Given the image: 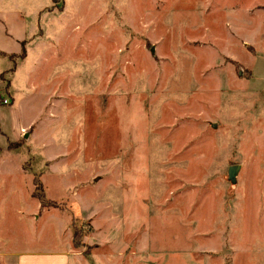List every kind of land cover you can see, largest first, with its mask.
Listing matches in <instances>:
<instances>
[{
  "label": "rangeland",
  "instance_id": "1",
  "mask_svg": "<svg viewBox=\"0 0 264 264\" xmlns=\"http://www.w3.org/2000/svg\"><path fill=\"white\" fill-rule=\"evenodd\" d=\"M0 97V264H264V0H0Z\"/></svg>",
  "mask_w": 264,
  "mask_h": 264
},
{
  "label": "crops",
  "instance_id": "2",
  "mask_svg": "<svg viewBox=\"0 0 264 264\" xmlns=\"http://www.w3.org/2000/svg\"><path fill=\"white\" fill-rule=\"evenodd\" d=\"M1 132H2V131H1ZM69 242H70V241H69ZM1 249H2V245H1V243H0V256L5 255V254L9 255L8 253H4V252H2ZM71 250H72V246H71ZM72 251H73V250H72ZM16 255L21 259V258H28V257L31 256L32 254H31V252H28V251L25 252V250H22V251H20V252H17ZM37 255L40 256L41 258H42L43 256H46V258L43 259V260L41 261L42 263H40V264H51V262H52V261H51V258H54L52 252H49L48 250L42 251V252L38 253ZM13 256H15V255H13ZM50 256H51V257H50Z\"/></svg>",
  "mask_w": 264,
  "mask_h": 264
},
{
  "label": "trees",
  "instance_id": "3",
  "mask_svg": "<svg viewBox=\"0 0 264 264\" xmlns=\"http://www.w3.org/2000/svg\"><path fill=\"white\" fill-rule=\"evenodd\" d=\"M34 181V191H33V193H32V196L35 198V199H37V201H38V203H39V209H44V208H48V206L47 205H44V203H43V199H42V197H40L39 195H38V193H39V189H38V185L35 183V180H33ZM41 189V188H40ZM49 207H55L54 205L53 206H49Z\"/></svg>",
  "mask_w": 264,
  "mask_h": 264
},
{
  "label": "water",
  "instance_id": "4",
  "mask_svg": "<svg viewBox=\"0 0 264 264\" xmlns=\"http://www.w3.org/2000/svg\"><path fill=\"white\" fill-rule=\"evenodd\" d=\"M239 166L237 165H234V166H230L228 168V171H227V175H228V180L230 183H235L236 181V175L239 171Z\"/></svg>",
  "mask_w": 264,
  "mask_h": 264
},
{
  "label": "built area",
  "instance_id": "5",
  "mask_svg": "<svg viewBox=\"0 0 264 264\" xmlns=\"http://www.w3.org/2000/svg\"><path fill=\"white\" fill-rule=\"evenodd\" d=\"M9 100L6 97H0V105H9Z\"/></svg>",
  "mask_w": 264,
  "mask_h": 264
}]
</instances>
